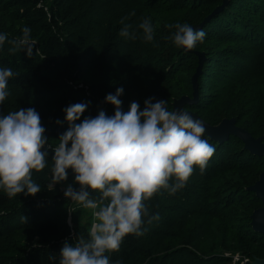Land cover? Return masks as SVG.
Listing matches in <instances>:
<instances>
[{"label": "trees", "instance_id": "16d2710c", "mask_svg": "<svg viewBox=\"0 0 264 264\" xmlns=\"http://www.w3.org/2000/svg\"><path fill=\"white\" fill-rule=\"evenodd\" d=\"M222 2L0 0V34L12 40L29 27L35 41L30 56L9 52L8 40L0 46V67L15 73L0 115L34 108L54 148L68 128L56 123L64 120L62 109L82 102L88 107L81 120L101 110L111 116L114 106L104 98L117 88L123 89L118 98L124 112L133 101L143 110L150 97L153 103L167 101L171 111L175 99L192 94L196 50L205 55L198 100L184 108L211 125L235 118L252 136H264V0H227L204 21ZM144 18L154 28L150 42L138 28ZM122 20L136 39L119 35ZM178 22H203L198 29L206 33L204 41L192 51L177 48L167 25ZM203 138L215 148L203 174L196 168L183 189L172 195L162 190L146 201L149 215L158 213L159 220L148 224L146 217L143 236H126L118 252L106 253L110 264H251L264 257V233L250 223L262 202L247 189L264 169L263 157L234 134L222 141ZM52 155L49 150L48 166L33 173L41 185L35 196L8 198L0 189V264H59L66 241L87 238L92 221H80L75 212L83 208L63 195L73 181L71 170L51 189Z\"/></svg>", "mask_w": 264, "mask_h": 264}, {"label": "clouds", "instance_id": "9594fccd", "mask_svg": "<svg viewBox=\"0 0 264 264\" xmlns=\"http://www.w3.org/2000/svg\"><path fill=\"white\" fill-rule=\"evenodd\" d=\"M121 24L124 25L119 31L121 37L137 38L136 32L129 31L131 24L125 25L123 20ZM167 27L174 29L168 39L186 51L194 49L197 42L202 43L206 36L202 29L188 23ZM138 28L145 41L153 40L150 18H144ZM30 33L31 28L24 27L22 36L12 40L2 33L0 46L8 40L9 52L24 51L30 56L35 45ZM14 76L11 68L0 67V105L9 95L8 81ZM122 92V88H117L115 94L104 98V103L114 106L111 116L101 110L95 117L81 120L88 107L82 102L62 109L64 120L56 123L66 122L68 128L59 135L54 148L34 108L0 115V189L7 197L21 193L35 196L41 191L33 173L48 166L50 150L51 189L66 181L71 170L73 181L65 187L63 195L91 212L87 238L78 236L72 244L66 241L60 250L59 264H110L106 253L118 252L126 236H143L147 231L143 227L146 217L148 224L159 220L158 213L149 215L145 202L162 190L172 195L183 189L196 168L203 174L215 152L203 138L206 131L203 123L190 113L182 109L170 111L167 101L153 103L151 97L144 101L143 110L133 101L124 112L118 98ZM21 219L26 222L27 218Z\"/></svg>", "mask_w": 264, "mask_h": 264}, {"label": "water", "instance_id": "95a60500", "mask_svg": "<svg viewBox=\"0 0 264 264\" xmlns=\"http://www.w3.org/2000/svg\"><path fill=\"white\" fill-rule=\"evenodd\" d=\"M227 0H223L222 4L216 7L213 12L208 15L205 19L207 20L212 14L219 11L222 6L226 3ZM203 25V22L192 25V27L198 29ZM183 49V48H182ZM186 51V50H185ZM187 51H192L187 50ZM197 55V66L195 72L191 76V85H192V94L191 96L183 95L175 99L172 103L173 109H182L190 113L195 119L200 120L206 131L204 134H207L211 139L216 141H222L227 138L229 134L236 135L244 143V148L250 151L253 154L262 156L264 159V136L254 137L242 127H239L235 124V118H224L218 124L211 125L208 122L204 121L200 116L195 112L187 110L184 108L185 104H192L198 100V84L197 79L201 73L202 65L204 62L205 55L200 51H193ZM248 190L253 191L255 195L261 200L262 206L254 209L250 215V223L252 228L256 231L264 233V169L259 173L258 179L250 186L247 187ZM251 264H264V257L258 258L254 257L251 261Z\"/></svg>", "mask_w": 264, "mask_h": 264}, {"label": "rangeland", "instance_id": "374dc122", "mask_svg": "<svg viewBox=\"0 0 264 264\" xmlns=\"http://www.w3.org/2000/svg\"><path fill=\"white\" fill-rule=\"evenodd\" d=\"M75 214H77V218L86 225L88 224L87 221H92L90 210L82 209L80 212H75Z\"/></svg>", "mask_w": 264, "mask_h": 264}]
</instances>
